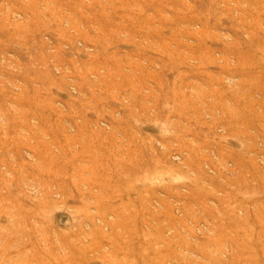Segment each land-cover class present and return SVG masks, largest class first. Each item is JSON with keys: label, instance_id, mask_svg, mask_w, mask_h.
<instances>
[{"label": "rangeland", "instance_id": "374dc122", "mask_svg": "<svg viewBox=\"0 0 264 264\" xmlns=\"http://www.w3.org/2000/svg\"><path fill=\"white\" fill-rule=\"evenodd\" d=\"M0 264H264V0H0Z\"/></svg>", "mask_w": 264, "mask_h": 264}]
</instances>
